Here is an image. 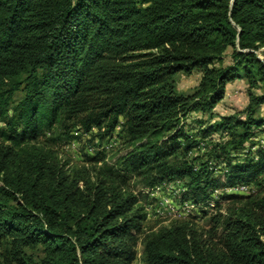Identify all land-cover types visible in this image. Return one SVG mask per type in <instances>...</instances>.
Wrapping results in <instances>:
<instances>
[{"label":"trees","instance_id":"trees-1","mask_svg":"<svg viewBox=\"0 0 264 264\" xmlns=\"http://www.w3.org/2000/svg\"><path fill=\"white\" fill-rule=\"evenodd\" d=\"M193 71L196 90L178 94ZM240 79L242 118L185 131ZM263 106L264 0H0V264H134L139 245L144 264H264ZM117 128L127 152L113 165L55 149ZM215 133L229 139L188 159ZM175 179L183 199L214 204L207 227L202 210L146 233L132 181ZM237 185L253 192L214 198Z\"/></svg>","mask_w":264,"mask_h":264},{"label":"rangeland","instance_id":"rangeland-1","mask_svg":"<svg viewBox=\"0 0 264 264\" xmlns=\"http://www.w3.org/2000/svg\"><path fill=\"white\" fill-rule=\"evenodd\" d=\"M225 64H228L229 59L226 58ZM201 79V73L198 71H193L191 74H179L175 78V89L178 94H182L185 96H190L196 90ZM248 86L245 80L240 79L236 80L233 83L227 86L226 94L223 101L215 108L214 110V118L210 119L209 116L202 117L199 114L193 113L187 119L182 120V125L185 128V131L189 133H194L199 127L206 128L215 122L220 120L222 116H239L242 118L241 113L245 109L248 103L247 96ZM21 94L16 95L15 101L20 98ZM258 115L264 117V106L260 109ZM199 122V123H198ZM0 126H2L0 124ZM122 134L120 133V129L117 128L110 136L107 137H99L98 131L93 129L89 134H84L80 137V139L73 140L71 142H61L55 146V149L59 151L62 156L66 159H69L71 164L75 167H82L89 165L88 159L91 157H96L98 154H103L105 157L104 163L107 165H113L116 161L124 156L127 152L126 147L123 146ZM261 139H264V134L261 135ZM229 139L228 134L224 133H215L210 135L209 137L198 140L196 146L192 149V151L188 154V159L198 158L201 161H207V153L211 150V148L220 143L222 141H226ZM208 166L210 171H212L214 177H218L219 171L222 167L221 163L212 162L208 160ZM169 181V180H168ZM161 182L157 186L162 187L160 191L151 194L150 192L145 191L144 189H139L138 186L134 184L132 181L131 185L133 190L136 193L140 194V203L145 206L146 211L148 210V214L150 215L147 218L145 224L146 233L155 232L162 226L169 225L171 218L168 215L166 209L163 208L160 204V200L162 198H172L176 200L173 192H171L167 187L163 188V183ZM173 186V182L170 183ZM253 186H248V192L246 194L240 195H249L253 191ZM171 192V193H170ZM220 194H228L224 189L218 190V193H214V198ZM221 213L224 214L225 203L221 204ZM162 212V215L155 217V211L159 210ZM208 212V216L204 219H199L197 222L201 227H207L209 218L214 213L213 209L206 210ZM202 214L201 210L194 211L192 218L199 217ZM134 264H144L143 256H142V246L139 245L137 248V257Z\"/></svg>","mask_w":264,"mask_h":264},{"label":"built area","instance_id":"built-area-1","mask_svg":"<svg viewBox=\"0 0 264 264\" xmlns=\"http://www.w3.org/2000/svg\"><path fill=\"white\" fill-rule=\"evenodd\" d=\"M173 182V186L172 183ZM163 188L167 187L171 192H173L174 197L176 200H173L172 198H162L160 200V204L163 208H165L168 213V215L171 218V222L173 221H182L190 218L193 215V212L203 210L206 211L208 209H213L214 204L210 203L208 207L201 206V205H195L194 203L185 200L182 198L183 188H182V182L178 179L172 180V181H166L163 183ZM162 187L156 186L155 188L150 189H144L147 192H150L151 194H154L161 190ZM228 194H246L248 192V187L243 185H237L233 188H226L224 189ZM170 192V193H171ZM218 191L215 192L217 194ZM147 212V218H149L148 210ZM155 217L162 215V212L159 210L155 211Z\"/></svg>","mask_w":264,"mask_h":264}]
</instances>
